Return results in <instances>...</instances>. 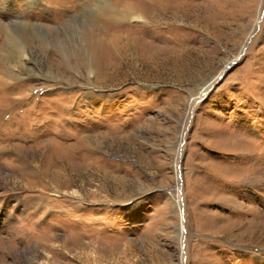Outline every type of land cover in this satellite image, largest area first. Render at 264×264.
Returning a JSON list of instances; mask_svg holds the SVG:
<instances>
[{"label": "rangeland", "instance_id": "rangeland-1", "mask_svg": "<svg viewBox=\"0 0 264 264\" xmlns=\"http://www.w3.org/2000/svg\"><path fill=\"white\" fill-rule=\"evenodd\" d=\"M36 1L0 0V264H264V0Z\"/></svg>", "mask_w": 264, "mask_h": 264}, {"label": "bare ground", "instance_id": "bare-ground-1", "mask_svg": "<svg viewBox=\"0 0 264 264\" xmlns=\"http://www.w3.org/2000/svg\"><path fill=\"white\" fill-rule=\"evenodd\" d=\"M37 1L36 0H29V7H31V5H33L34 3H36ZM136 15V14H135ZM140 20V19H139ZM9 28V27H8ZM11 28V27H10ZM8 35H10V31L8 32ZM17 42H19V41H17ZM16 53H17V56L18 57H20V59H21V63H23L22 64V66H24V65H26L28 62H29V60L31 59V57H30V52H29V49L27 48V47H25L24 45H21V44H19V45H17L16 46V51H15ZM6 54V53H5ZM12 56V55H11ZM15 57V56H14ZM20 78V77H19ZM209 85V84H208ZM204 86L203 88H202V90H200V93L202 94V93H204L207 89H208V87L211 85H209V86ZM6 91H8V90H5V92ZM203 91V92H202Z\"/></svg>", "mask_w": 264, "mask_h": 264}]
</instances>
